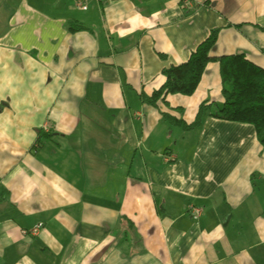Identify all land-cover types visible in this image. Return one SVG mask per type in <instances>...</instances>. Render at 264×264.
Wrapping results in <instances>:
<instances>
[{
	"label": "crops",
	"instance_id": "0c3cea01",
	"mask_svg": "<svg viewBox=\"0 0 264 264\" xmlns=\"http://www.w3.org/2000/svg\"><path fill=\"white\" fill-rule=\"evenodd\" d=\"M213 28L264 68V0H0V264H264L253 125L167 116L222 101L218 61L143 100Z\"/></svg>",
	"mask_w": 264,
	"mask_h": 264
},
{
	"label": "trees",
	"instance_id": "16d2710c",
	"mask_svg": "<svg viewBox=\"0 0 264 264\" xmlns=\"http://www.w3.org/2000/svg\"><path fill=\"white\" fill-rule=\"evenodd\" d=\"M79 28L81 26L78 24L69 25L70 30ZM217 32V28L211 29L185 61L164 67V82L150 96H143V100L155 105L157 101L166 103L168 94H192L208 61L216 59L219 64L222 101H202L194 120L188 124L170 115H167L168 118L186 129L199 126L204 115L250 123L264 147V68L249 60L244 52L212 57L210 50L215 44ZM42 135L39 131L37 143L41 142Z\"/></svg>",
	"mask_w": 264,
	"mask_h": 264
},
{
	"label": "built area",
	"instance_id": "2783aa9c",
	"mask_svg": "<svg viewBox=\"0 0 264 264\" xmlns=\"http://www.w3.org/2000/svg\"><path fill=\"white\" fill-rule=\"evenodd\" d=\"M178 1L183 8H191L192 7L193 0H178ZM82 7L85 8V6H82ZM189 212H190L191 216L196 219L199 216L201 209L197 206L189 205ZM37 231H38V226H35L32 228V232L35 233Z\"/></svg>",
	"mask_w": 264,
	"mask_h": 264
}]
</instances>
